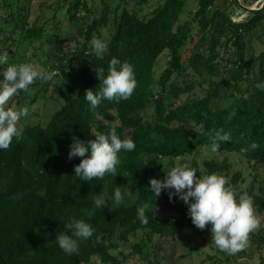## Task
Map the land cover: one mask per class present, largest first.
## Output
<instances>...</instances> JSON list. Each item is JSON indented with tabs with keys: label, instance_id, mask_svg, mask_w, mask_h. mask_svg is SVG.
Instances as JSON below:
<instances>
[{
	"label": "trees",
	"instance_id": "obj_1",
	"mask_svg": "<svg viewBox=\"0 0 264 264\" xmlns=\"http://www.w3.org/2000/svg\"><path fill=\"white\" fill-rule=\"evenodd\" d=\"M149 1L135 0L136 7L129 9L125 0L114 5L111 0H0V55L9 53L8 63L0 65V81L6 67L23 63L58 73L49 82L37 80L9 102L16 109L27 106L33 120L8 150H0V264H92L93 259L127 264L134 256L159 264L169 239L187 232L188 243L195 238L206 244L212 226L196 228L188 206L178 197L170 201L167 191L155 199L151 178L163 180L187 160L202 178L197 157L212 150V137L220 129L231 134V141L221 143L217 152L234 153L256 171L264 167V91L256 87L264 83V41L258 55L251 48L256 32L264 35V0H195V10L184 21L180 18L190 0H165L142 12ZM256 2L260 6L249 9ZM61 13L75 29L66 38L75 41V50L50 51L41 59L38 48L26 58L21 46L44 43L50 28L59 30ZM93 38L108 46L103 60L89 46ZM112 58L133 66L137 87L127 100L104 99L92 108L84 99L86 90L100 91L96 69L106 77ZM45 99L58 106L42 120L32 107ZM113 128L121 140L136 145L134 151L118 153L116 175L91 181L74 176L82 158L69 160L73 137L89 141ZM252 143L259 147L240 154ZM225 160L203 166L209 175L222 174L230 167ZM224 177L237 200L244 193L252 197L262 218L264 187L257 192L252 184L241 188L240 172ZM116 187L125 194L119 206L113 205ZM103 193L108 205L97 208L95 198ZM17 194L20 198L13 200ZM145 203L147 225L137 212ZM72 219L95 231L78 241V254L69 255L55 237L62 231L71 235L65 225ZM132 231L139 232L138 241L128 243ZM120 244H128L129 254L115 253ZM263 244L264 235L257 237L256 246ZM208 261L227 264L229 259L217 255Z\"/></svg>",
	"mask_w": 264,
	"mask_h": 264
},
{
	"label": "clouds",
	"instance_id": "obj_2",
	"mask_svg": "<svg viewBox=\"0 0 264 264\" xmlns=\"http://www.w3.org/2000/svg\"><path fill=\"white\" fill-rule=\"evenodd\" d=\"M90 48L95 52L98 59L103 60L108 53L105 42L93 38L89 42ZM9 53L5 51L0 55V65L8 63ZM97 78L100 80V91L95 93L86 90L84 99L96 108L101 101L127 100L137 87L133 66L127 62H121L112 58L108 66V75L104 76V70L96 69ZM3 80L0 81V150H8L13 138L19 139L22 135L17 127L22 117L30 114V109L25 106L20 109L9 107V102L21 91L27 93L31 85L37 80L41 84L51 81L58 75L56 71L37 69L31 63L11 65L4 69ZM256 87L264 91V83H258ZM35 107H32V111ZM95 138L82 141L73 137L70 146L69 160L80 157L81 162L74 167L76 177L84 181L103 179L106 175H116L117 166L121 163L118 153L134 151L135 143L131 139L121 140L113 128L108 134L96 133ZM231 141V134L223 129L215 131L212 137L211 148L213 152L220 149L221 143ZM258 144L252 143L249 148H241L240 154L246 155L249 150H255ZM151 192L155 199L162 191H167L169 200L178 197L188 206V215L193 225L204 230L211 224L212 243L222 252L234 255L245 250L249 244L250 234L259 229L261 218L254 207L253 199L247 193L239 196L229 185L226 177L211 174L197 177L196 170L189 165L173 167L163 180L151 178ZM174 190V191H173ZM127 194H131L128 190ZM107 193L98 194L95 198V206L103 208L108 205L105 197ZM124 193L120 187H116L113 196V205L119 206L124 201ZM20 195L12 199H19ZM149 205L145 203L138 208V219L147 225L145 215ZM71 235L64 231L55 237L59 247L69 255L78 254V241L88 240L94 234V228L83 220L72 219L65 225Z\"/></svg>",
	"mask_w": 264,
	"mask_h": 264
},
{
	"label": "rangeland",
	"instance_id": "obj_3",
	"mask_svg": "<svg viewBox=\"0 0 264 264\" xmlns=\"http://www.w3.org/2000/svg\"><path fill=\"white\" fill-rule=\"evenodd\" d=\"M117 0H111L112 5L116 3ZM127 2V7L129 9L136 7L135 0H125ZM165 0H150L145 6H143L144 13L151 12L156 6L163 4ZM258 2L250 4L249 9H256L260 5ZM196 7L195 0H190L186 3L183 14L181 15L180 20L184 21L188 18V13L194 11ZM36 8L33 10V18L37 13ZM36 12V13H35ZM243 13V12H242ZM242 13H239L241 15ZM245 15L241 16L244 17ZM32 18V19H33ZM57 27L59 30L52 29L48 31V36L44 39V43L41 42H33L32 44H26L21 46V50L26 51L25 57H30L33 53V49L40 50L41 59H44V54L49 53L50 51L57 54L62 55L64 53H71L75 50L77 44L75 41L66 40L69 35L75 33L74 27L70 26L67 20L64 19L63 13H61L57 17ZM51 27V26H49ZM63 39V41L61 40ZM263 41L264 35L259 31L256 32V36L252 40L251 48L252 53L254 55H258L263 50ZM162 65L164 64V59H161ZM37 69H39L37 63H33ZM163 68V67H162ZM161 68V69H162ZM196 93L200 94L198 89H196ZM58 105H55L54 102L50 99H45L39 101L34 107L35 112L39 114V117L44 120L50 116L54 110H56ZM33 120L30 115L27 117H22L19 121L17 127L19 129H23L24 126ZM36 121V120H35ZM226 159V160H225ZM226 161L230 167L229 169L222 173H215L217 175L224 176L225 173L228 174V177H231L232 174L236 172H240L242 178L245 182L240 186L241 188H248L251 184L254 187V191L257 192V188L262 185L264 187V167L259 168L257 171L253 170L250 166H247L245 160L240 156L234 153L227 152H213L212 150H203L197 157L198 161V169L203 176L209 175L206 168L203 166L204 161H215L221 163ZM187 164H190V160L186 161ZM177 165V164H176ZM255 176V178H254ZM254 182H252V180ZM229 181V178H227ZM161 215V214H160ZM165 217V215H161ZM128 243H135L138 241L139 232L129 233ZM187 232L182 233V235H178L173 241L170 239L167 241V244H164L163 249L161 250L160 256L157 258L159 264H212V262L208 261V257H217V255H223L224 258H228L229 261L227 264H264V244L260 247L256 246L257 237L264 235V214L261 218V224L259 229L250 234L248 247L244 250L242 254H234L229 255L226 252H222L212 243V239H210L206 244H201V240L193 238L189 243L186 241ZM162 244V245H163ZM128 244H120L118 250L115 253L122 252L124 255L129 254L130 249L127 247ZM173 252V254L171 253ZM172 254V255H170ZM127 264H153L146 260H140L138 256H134L128 259ZM92 264H101L98 259H93Z\"/></svg>",
	"mask_w": 264,
	"mask_h": 264
}]
</instances>
